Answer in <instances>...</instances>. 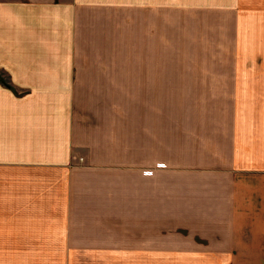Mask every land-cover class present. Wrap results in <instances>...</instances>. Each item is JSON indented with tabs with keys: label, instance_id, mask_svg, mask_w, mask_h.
I'll use <instances>...</instances> for the list:
<instances>
[{
	"label": "crops",
	"instance_id": "0c3cea01",
	"mask_svg": "<svg viewBox=\"0 0 264 264\" xmlns=\"http://www.w3.org/2000/svg\"><path fill=\"white\" fill-rule=\"evenodd\" d=\"M192 1L0 0V264H264V74L157 60Z\"/></svg>",
	"mask_w": 264,
	"mask_h": 264
},
{
	"label": "rangeland",
	"instance_id": "374dc122",
	"mask_svg": "<svg viewBox=\"0 0 264 264\" xmlns=\"http://www.w3.org/2000/svg\"><path fill=\"white\" fill-rule=\"evenodd\" d=\"M192 3L198 12L204 9L203 13H198L195 20L189 19L188 27L181 29L178 15L172 12V42L167 45L166 51H157V60L165 59L177 65L175 61L181 59L180 47L186 44L182 52V57L186 59L253 61L258 63V71L264 74V0H193ZM157 209V226L160 227L157 228V235H163L169 230L164 225L174 224L175 221L179 224V213L173 210V220H164L163 204L157 205ZM171 232L172 235L186 234L181 228ZM154 262L169 264V261ZM195 263L172 261V264ZM224 263L229 264V261Z\"/></svg>",
	"mask_w": 264,
	"mask_h": 264
}]
</instances>
